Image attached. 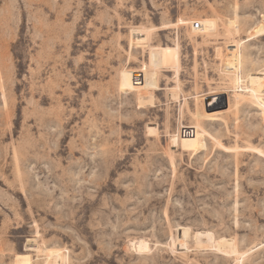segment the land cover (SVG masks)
<instances>
[{
	"label": "rangeland",
	"instance_id": "1",
	"mask_svg": "<svg viewBox=\"0 0 264 264\" xmlns=\"http://www.w3.org/2000/svg\"><path fill=\"white\" fill-rule=\"evenodd\" d=\"M262 16L264 0H0V264H264Z\"/></svg>",
	"mask_w": 264,
	"mask_h": 264
},
{
	"label": "bare ground",
	"instance_id": "2",
	"mask_svg": "<svg viewBox=\"0 0 264 264\" xmlns=\"http://www.w3.org/2000/svg\"><path fill=\"white\" fill-rule=\"evenodd\" d=\"M192 26H194V24ZM201 27H202V25H201ZM253 33L256 35V37H259V38L264 37V16H262V22L259 25H257L255 28H253ZM229 48H233V49L228 50ZM239 58H240V56L238 54V45H234V44L227 45L226 54L224 57L225 70L227 72L238 71V69H239ZM256 75L257 76H254V75L248 76V84H249V89H250L251 93L253 94V96L256 99H258V97L264 96V94H263L264 93V73L263 74L259 73ZM140 82H141L140 75L134 74L133 83L139 84ZM146 98H147V100H146ZM152 98L153 97H152L151 93L146 97L142 96V99L140 98V101H139L140 106L143 108H145L146 106H150L151 102H152ZM208 116H209L208 120H215L214 117H211L212 115H208ZM183 138H189V135L183 136ZM173 142H175V140ZM180 245L184 246L182 244H180ZM216 245H217V247L219 246L220 248H224L225 250H226V248H228V247L230 248L232 246L231 243H229L228 241H226L224 239L220 240V242L218 244L216 243ZM132 246L134 249H138L139 251L149 250L148 245L146 243H142V242H135L132 244ZM227 253H228V251H227ZM229 253H231V251ZM55 261H56L55 263H57V262H60L61 259L58 257ZM14 264H30L29 256L28 255H17L15 258Z\"/></svg>",
	"mask_w": 264,
	"mask_h": 264
},
{
	"label": "water",
	"instance_id": "3",
	"mask_svg": "<svg viewBox=\"0 0 264 264\" xmlns=\"http://www.w3.org/2000/svg\"><path fill=\"white\" fill-rule=\"evenodd\" d=\"M225 104L224 98L220 96L209 97L205 100L206 108H218ZM190 133V134H189ZM192 131L187 130L186 128L182 130V136L192 135Z\"/></svg>",
	"mask_w": 264,
	"mask_h": 264
},
{
	"label": "built area",
	"instance_id": "4",
	"mask_svg": "<svg viewBox=\"0 0 264 264\" xmlns=\"http://www.w3.org/2000/svg\"><path fill=\"white\" fill-rule=\"evenodd\" d=\"M201 28V23L200 22H195L194 23V26H192V29L193 30H199Z\"/></svg>",
	"mask_w": 264,
	"mask_h": 264
}]
</instances>
